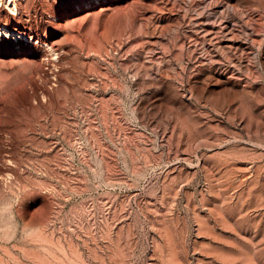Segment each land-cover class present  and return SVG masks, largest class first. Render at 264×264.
Segmentation results:
<instances>
[{
	"label": "rangeland",
	"instance_id": "1",
	"mask_svg": "<svg viewBox=\"0 0 264 264\" xmlns=\"http://www.w3.org/2000/svg\"><path fill=\"white\" fill-rule=\"evenodd\" d=\"M15 3L0 264H264L260 0Z\"/></svg>",
	"mask_w": 264,
	"mask_h": 264
},
{
	"label": "bare ground",
	"instance_id": "2",
	"mask_svg": "<svg viewBox=\"0 0 264 264\" xmlns=\"http://www.w3.org/2000/svg\"><path fill=\"white\" fill-rule=\"evenodd\" d=\"M2 3H4L8 7V10L11 13H16L17 12V7H16L15 0H0V4H2ZM260 3H261L260 7L262 6L261 7L262 14L260 13V16L264 18V0H260ZM76 10H78V9H76ZM243 12L244 11H242V9H241L239 11V13H235V11H234V12L230 13L227 16L234 21L236 18H238L239 16H241L243 14ZM210 15H211V13H210ZM215 18H218L219 20H221V19L224 18V16H220V15L218 16V15H216ZM223 21H225V20H223ZM226 21H227V19H226ZM224 26H225L224 28L226 30L229 27V24H226ZM11 33L13 34V36L16 37L17 34L19 33V31H15V30L12 31L10 28H8V26H6L5 24H1L0 23V34H6V35L10 34L11 35Z\"/></svg>",
	"mask_w": 264,
	"mask_h": 264
}]
</instances>
